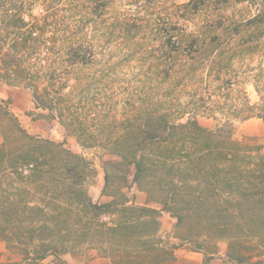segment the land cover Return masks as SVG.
<instances>
[{"label": "rangeland", "instance_id": "1", "mask_svg": "<svg viewBox=\"0 0 264 264\" xmlns=\"http://www.w3.org/2000/svg\"><path fill=\"white\" fill-rule=\"evenodd\" d=\"M190 2L110 0L102 15H89L84 29L92 59L69 69L65 80L49 88L66 126L57 112L37 108L28 88L0 86V99L6 101L0 106V243L5 244L0 264H26L33 249L29 238L40 235L42 221L52 225L43 235L66 236L70 249L60 256L49 253L41 264H183L185 249L227 264L229 257L264 264V232L252 238L234 231L222 239L216 220L208 223L188 209L184 225L177 228V219L151 201L160 193L141 190L133 181L134 167L117 164L120 159L105 150L109 142L145 138L137 130L152 112L180 122L193 116L224 133L232 127L233 139L264 145V120L246 119L248 104L264 106V25L247 23L258 13L256 6L213 0L196 10ZM192 33L201 36L198 51L189 46ZM214 36L219 38L215 45H202ZM6 107L29 135L60 143L86 162L65 157L58 147L44 150L45 159L56 163L51 172L55 182L47 175L49 166L36 169L42 159L25 166V141L5 115ZM83 140L97 146L84 148ZM62 166L75 167V186L57 184ZM84 196L92 205L119 206L101 213L83 205ZM63 220L69 230L53 231ZM186 235H194L205 251L183 242Z\"/></svg>", "mask_w": 264, "mask_h": 264}, {"label": "trees", "instance_id": "2", "mask_svg": "<svg viewBox=\"0 0 264 264\" xmlns=\"http://www.w3.org/2000/svg\"><path fill=\"white\" fill-rule=\"evenodd\" d=\"M211 1L191 0L188 4L198 10ZM240 1L250 2L257 8L258 13L249 19L248 26L264 25V7H261L264 0ZM109 3L110 0H0V86L28 88L36 107L57 112V118L66 126L63 109H59V103L51 97L49 88L65 80L64 74L69 69L89 64L92 54L88 51L84 29L86 18L89 15L99 17ZM37 8L40 14L35 13ZM73 27L74 33L71 32ZM200 38L192 33L189 46L194 51L200 46ZM218 40L214 36L209 42L204 40L202 45L213 46ZM5 104L6 101L0 99V106ZM5 115L25 141L23 164L30 166L42 159L36 169L49 166L47 175L53 178L51 182L56 181L51 173L56 163L45 159L44 150L58 147L65 157L86 162L80 155L63 149L60 143L29 135L7 107ZM253 117L264 120V106L248 104L246 119ZM148 118L149 122L137 130L145 134L142 140L109 142L104 146L107 152L120 159L117 164L134 167L133 181L141 190L160 193L156 197L153 195L151 201L161 204L163 211L177 219V228L184 225L188 209V213L201 215L208 223L216 220L222 239L229 238L234 231L252 238L260 236L264 232V223H259V219L264 218V145L251 146L233 139L232 127L228 133L221 127L208 129L193 116L180 122L152 112ZM82 135H85L84 130ZM81 146L92 148L97 144L83 140ZM63 168V179L57 184L75 186V167ZM109 179L107 173L106 188ZM81 202L101 213L119 206L116 202L92 205L85 196ZM57 222L53 231L69 230L67 220ZM51 226L42 221L40 235L29 238L33 249L25 256L26 264H41L49 253L60 256L70 249L66 236L43 235ZM181 240L192 244L197 251H205L194 235H186ZM211 259V255H207L204 264H209ZM229 260L231 264H246L238 257H229Z\"/></svg>", "mask_w": 264, "mask_h": 264}, {"label": "crops", "instance_id": "3", "mask_svg": "<svg viewBox=\"0 0 264 264\" xmlns=\"http://www.w3.org/2000/svg\"><path fill=\"white\" fill-rule=\"evenodd\" d=\"M5 252V244L0 243V254ZM212 257V256H211ZM183 264H188V261L190 262L192 259H196V264H204V260H205V256L199 252H193L191 250L185 249L183 250ZM262 260L264 261V256L262 258ZM220 264H227V262L224 259H218V258H213L211 259L209 264H215V263H219ZM101 264V263H100Z\"/></svg>", "mask_w": 264, "mask_h": 264}]
</instances>
